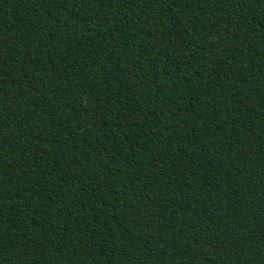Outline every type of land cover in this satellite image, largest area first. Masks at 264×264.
Here are the masks:
<instances>
[{
	"label": "trees",
	"instance_id": "trees-1",
	"mask_svg": "<svg viewBox=\"0 0 264 264\" xmlns=\"http://www.w3.org/2000/svg\"><path fill=\"white\" fill-rule=\"evenodd\" d=\"M0 264H264V0H0Z\"/></svg>",
	"mask_w": 264,
	"mask_h": 264
},
{
	"label": "snow or ice",
	"instance_id": "snow-or-ice-1",
	"mask_svg": "<svg viewBox=\"0 0 264 264\" xmlns=\"http://www.w3.org/2000/svg\"><path fill=\"white\" fill-rule=\"evenodd\" d=\"M249 2H251V0H245V3H249Z\"/></svg>",
	"mask_w": 264,
	"mask_h": 264
}]
</instances>
